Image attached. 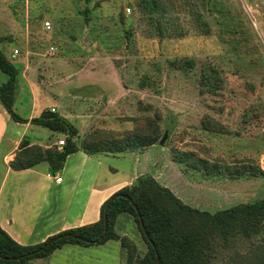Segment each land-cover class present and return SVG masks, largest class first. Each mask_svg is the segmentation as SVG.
I'll use <instances>...</instances> for the list:
<instances>
[{
  "label": "rangeland",
  "instance_id": "rangeland-1",
  "mask_svg": "<svg viewBox=\"0 0 264 264\" xmlns=\"http://www.w3.org/2000/svg\"><path fill=\"white\" fill-rule=\"evenodd\" d=\"M139 1L0 0V34L15 37L0 43L1 50L15 45L18 66L28 55L33 78L40 80L33 90L38 108L55 103L62 111L63 102L48 95L57 92V74L92 69L110 80L104 93L85 91L77 98L86 105L73 107L76 113L104 115L102 123L100 117H70L79 128L89 124L79 138L98 126L130 128L131 115H154L161 137L167 129L165 143L156 145L179 167L169 175L184 202L215 211L263 196L264 0H158L161 11L154 15ZM28 23L38 27L36 35L18 45ZM189 58L192 63L185 62ZM7 79L0 69V82ZM115 79L127 89L118 90ZM16 80L14 109L26 115L31 93L20 76ZM64 88L70 93L69 85ZM250 240L236 236L228 246L216 240L214 261L247 252ZM137 246L140 254L147 249L145 241Z\"/></svg>",
  "mask_w": 264,
  "mask_h": 264
},
{
  "label": "trees",
  "instance_id": "trees-1",
  "mask_svg": "<svg viewBox=\"0 0 264 264\" xmlns=\"http://www.w3.org/2000/svg\"><path fill=\"white\" fill-rule=\"evenodd\" d=\"M139 5L153 15L161 11L158 0H140ZM156 23L159 34H164L159 18ZM185 62L192 63L193 60L189 58ZM0 69L8 74V79L0 83V102L14 120L27 121L13 108L19 67L1 49ZM126 119L132 121L130 128L98 126L78 139V128L71 121L58 111L44 109L30 121L65 134V143L61 148L56 145L44 147L30 143L23 136L9 165L21 169L46 161L49 172L55 173L63 167L67 155L78 148L88 153H121L159 144L162 128L154 115H131ZM204 119L203 124L207 126L209 123ZM258 172L264 174V170ZM122 211L130 212L137 222L147 244L143 254L139 253L130 236L115 230L117 215ZM236 236L251 239L252 246L247 252L231 255L223 264H264V195L209 211L184 202L168 186L146 173L106 198L101 204L98 220L63 229L41 242L20 243L0 226V264H28L30 259L46 256L66 242L96 244L111 238L120 240L126 250L127 264H218L213 259L214 242L221 239L222 245L228 246Z\"/></svg>",
  "mask_w": 264,
  "mask_h": 264
},
{
  "label": "crops",
  "instance_id": "crops-1",
  "mask_svg": "<svg viewBox=\"0 0 264 264\" xmlns=\"http://www.w3.org/2000/svg\"><path fill=\"white\" fill-rule=\"evenodd\" d=\"M36 30L38 27L34 24L32 27L29 23L25 24L24 35L18 41V45L28 44L30 36L35 37ZM14 38L12 32L0 34V43H7ZM10 50L7 55L13 60L12 57L17 55L12 56ZM18 59L20 65H17L19 67L17 76L22 78L23 82L20 84L27 86L32 99L26 115L17 113L28 120L23 122L14 120L0 102V226L15 240L23 244L38 243L63 229L98 220L103 201L142 174H152L161 184L178 194L171 185L169 174L180 172L179 167L172 159L165 158L163 149H160V152L156 144L121 153L104 151L88 153L78 148L67 155L63 167L55 173L49 172V164L46 161L32 167L11 168L9 161L13 158L23 136L28 138L30 143H38L44 147L62 146L57 142L63 137V133L33 123L30 118L39 115L44 109L54 108L69 121L70 117L77 119L80 116L88 119L100 117L102 123L103 113L98 114L101 116L93 117V112L78 114L73 107L78 105L82 108L86 105V102L77 100L78 97L85 98L83 96L85 91L87 94L97 91L104 93L111 83L100 72L92 69H72L64 75L57 74L58 78L55 81V84H58L57 92L48 95L63 102L62 111H59L55 103L38 108L36 93L33 90L34 85L40 80L36 81L33 78L34 70L29 67L27 54ZM21 60L25 61L24 64ZM120 81L115 79L113 85L118 86L117 89L120 91L123 88L127 89ZM65 85L70 86V93L64 91ZM18 97L16 80L13 108ZM100 107H104V103L96 109ZM87 124L82 123L81 128L77 124L74 125L78 128V133H82L81 131L88 129H85ZM88 125L86 127H89ZM117 129L120 128L117 126ZM57 174L61 175L60 181L55 179ZM115 230L121 235L130 236L136 245L141 242V247H144V239L130 212L122 211L117 215ZM126 259V250L120 240L111 238L96 244L66 242L46 256L30 259L28 264H126Z\"/></svg>",
  "mask_w": 264,
  "mask_h": 264
},
{
  "label": "built area",
  "instance_id": "built-area-1",
  "mask_svg": "<svg viewBox=\"0 0 264 264\" xmlns=\"http://www.w3.org/2000/svg\"><path fill=\"white\" fill-rule=\"evenodd\" d=\"M128 10H129V8H127ZM44 25H45V27H50V21L49 20H44ZM55 46L54 45H50L49 46V48H48V52H53L54 50H55ZM19 53V49L17 48V47H15L14 49H13V51H12V56H15V55H17ZM52 110H54V108H52ZM59 145H62V144H64L65 143V139L62 137V138H60L59 140H58V142H57ZM56 177H55V179L57 180V181H60L61 180V175H55Z\"/></svg>",
  "mask_w": 264,
  "mask_h": 264
},
{
  "label": "water",
  "instance_id": "water-1",
  "mask_svg": "<svg viewBox=\"0 0 264 264\" xmlns=\"http://www.w3.org/2000/svg\"><path fill=\"white\" fill-rule=\"evenodd\" d=\"M166 138H167V129H165V132H164L163 136L160 138L159 145H163L165 143V139ZM108 205L106 207H108ZM104 227H105V230H106V228H107V217H106V214H105V217H104ZM145 234L148 235L146 231H145ZM47 244H48V242L45 245H47ZM159 262L160 261H159V257H158V263Z\"/></svg>",
  "mask_w": 264,
  "mask_h": 264
}]
</instances>
